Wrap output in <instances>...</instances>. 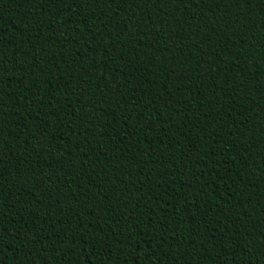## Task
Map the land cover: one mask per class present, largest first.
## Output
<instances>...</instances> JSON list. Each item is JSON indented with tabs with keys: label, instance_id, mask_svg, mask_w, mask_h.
I'll return each instance as SVG.
<instances>
[{
	"label": "trees",
	"instance_id": "trees-1",
	"mask_svg": "<svg viewBox=\"0 0 264 264\" xmlns=\"http://www.w3.org/2000/svg\"><path fill=\"white\" fill-rule=\"evenodd\" d=\"M0 264H264V0H0Z\"/></svg>",
	"mask_w": 264,
	"mask_h": 264
}]
</instances>
